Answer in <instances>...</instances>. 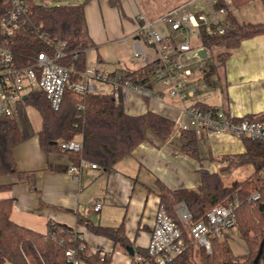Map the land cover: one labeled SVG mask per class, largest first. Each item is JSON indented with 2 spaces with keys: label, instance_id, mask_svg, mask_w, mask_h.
Listing matches in <instances>:
<instances>
[{
  "label": "trees",
  "instance_id": "trees-1",
  "mask_svg": "<svg viewBox=\"0 0 264 264\" xmlns=\"http://www.w3.org/2000/svg\"><path fill=\"white\" fill-rule=\"evenodd\" d=\"M251 0H233L234 7L241 6ZM264 5V0H260ZM87 0L58 4H41L34 0L27 2V21L16 32L12 50L18 64H29L39 52H50L53 45L64 43L59 48L63 55L58 62L72 69L71 80L81 78L80 72L86 65V50L94 47L84 16V5ZM123 15L120 0H109ZM7 0H0V14L7 8ZM223 33L209 32L205 26L199 27L201 44L208 49L213 59L218 56L214 49H224L239 43L242 39L264 33L263 22L238 21L233 12L226 20ZM47 41L53 42V45ZM212 65V64H211ZM210 65V66H211ZM152 62L138 69L122 73V77L131 76L136 84H146L149 80V70ZM32 106L40 114L42 124L37 132L38 142L45 152L59 151L58 142L78 136L82 142L80 151L72 153L73 164L80 159L90 161L103 171H109L114 164L128 156L131 151L151 133L160 141H167L174 131L173 121L164 115L147 110L141 114H130L123 108L121 102H116L112 92L90 91L77 93L66 89L58 109H53L44 93L39 89L27 92L24 101L20 103L17 113L13 116L0 117V175L16 174L17 180L26 182L31 188L35 186V176L32 171L17 170L13 157V148L29 137L32 132L25 116V107ZM202 108H213L198 104ZM264 120L261 115L244 116V118ZM180 137L184 139L182 151L198 158V136L189 130H182ZM245 147L240 154H227L220 157L231 169L250 165L253 173L244 181L233 180L224 183L220 174L200 168L199 185L196 189L169 190L161 183L160 203L167 212L180 224L186 242L184 250L167 264H198L194 261L187 230H184L176 214L173 203L184 201L190 213L189 224L205 221L208 210L236 196L239 205L235 211V224L240 227V235L248 246L249 252L244 260H237L230 251L228 244L219 236L210 238V252L205 248L198 249L199 264H252L259 242L264 236V187L258 172L264 166V142L248 137L241 138ZM68 168V167H67ZM11 183L0 184V190L11 187ZM257 190L259 197L248 201L251 192ZM12 199H0V264H71L67 261L64 250L77 248L83 241L74 240L76 232L65 224L48 221L47 232L42 234L13 222L10 218ZM92 233L105 236L115 244L126 248L123 224L117 226H102L78 217ZM234 224V225H235ZM85 243V242H84ZM86 245V244H85ZM256 253L253 255V248ZM87 245L80 251L81 257L89 264H109L110 256L97 252L88 254ZM204 248V249H203ZM147 257L146 249L137 250ZM264 258V246L259 259Z\"/></svg>",
  "mask_w": 264,
  "mask_h": 264
},
{
  "label": "crops",
  "instance_id": "crops-1",
  "mask_svg": "<svg viewBox=\"0 0 264 264\" xmlns=\"http://www.w3.org/2000/svg\"><path fill=\"white\" fill-rule=\"evenodd\" d=\"M184 1H176L166 11ZM255 2L260 5H253ZM120 3L123 15L109 4V0H87L84 5L88 33L95 43L86 50V63L97 62L115 73L133 71L145 64L134 68L124 63V49L118 44L130 38L137 39V14L142 11L135 0H120ZM246 5H251L245 10L246 17L238 13L240 6L234 7L233 15L238 21H264V5L260 0H251L241 6ZM213 52L218 53L213 60L207 58L192 65L194 70L201 69L203 78L193 82L196 91L184 103L215 106L236 116L264 117V33ZM145 86L159 98L130 92L123 101L125 111L141 114L151 110L173 121L182 102L167 97L154 80L147 81ZM34 110L38 119L25 113L32 134L14 146L13 157L17 170L34 172L35 186L31 188L26 182L18 181L14 173L0 175V184H12L0 190V199H12L9 218L42 234L47 232L48 221L65 224L82 236L89 249L109 254V264H132L137 250L146 249L155 212L161 204L158 183L169 190L196 189L200 168L216 172L223 178L229 168L220 157L245 150L241 138L203 133L197 140L198 158H194L182 151L184 139L180 136L173 133L162 142L149 133L146 140L109 171L87 165L75 178L67 168L73 164L72 153L41 149L37 132L42 119ZM96 203L100 206L94 210ZM181 206L186 207L182 200L173 203L176 215ZM78 217L102 226L123 224L133 254L109 238L89 231L78 222ZM82 263L89 264L83 258Z\"/></svg>",
  "mask_w": 264,
  "mask_h": 264
},
{
  "label": "built area",
  "instance_id": "built-area-1",
  "mask_svg": "<svg viewBox=\"0 0 264 264\" xmlns=\"http://www.w3.org/2000/svg\"><path fill=\"white\" fill-rule=\"evenodd\" d=\"M29 0H7V8L0 14V117L13 116L18 106L24 101L28 91L41 90L53 109L60 106L64 91L72 89L77 93L103 91L108 87L116 102L123 101L130 92L143 97L159 98V95L148 89L145 84H136L131 76L122 77V73L112 72L97 62L86 63L81 78L71 80L72 69L58 62L63 53L59 48L64 43L47 41L54 47L50 52H39L29 64H18L12 50L16 32L27 21V2ZM41 4H54L52 0H34ZM233 0H186L172 6L163 14L164 29L158 28L155 20H148L142 12L137 14V39L133 42L134 55L145 57L141 39L152 48V62L149 80H154L167 87L169 96L182 102L179 113L173 118V133L180 136L182 130L193 131L198 137L208 135H232L238 138L248 137L264 142V120L236 116L230 111L218 108H202L184 101L193 96L197 86L193 83L203 78L201 69L194 70L192 65L210 58L211 52L201 44L199 27L205 26L209 32L223 33L225 20L233 12ZM204 49L203 55L199 50ZM149 53V52H148ZM148 80V81H149ZM264 118V117H263ZM59 150L80 151L82 142L78 136L60 140ZM89 165L97 167L93 162L80 159L72 164L68 171L77 178L81 169ZM261 185L264 187V166L260 170ZM259 197L257 190L250 193L248 201ZM239 205L236 196L208 210L205 221L189 224L190 213L185 206L177 211V219L187 224V233L195 244L210 250V238L219 236L226 228L235 224V211ZM100 204L93 208L97 210ZM74 240L83 241L76 233ZM81 242L77 248L69 247L64 255L71 264H83L80 251L85 248ZM186 247L180 224L167 212L163 204H159L149 240L146 245L147 257L141 253L133 256L132 264H167L178 256ZM87 253L97 252L103 256L104 250L87 248ZM257 264H264V258Z\"/></svg>",
  "mask_w": 264,
  "mask_h": 264
},
{
  "label": "rangeland",
  "instance_id": "rangeland-1",
  "mask_svg": "<svg viewBox=\"0 0 264 264\" xmlns=\"http://www.w3.org/2000/svg\"><path fill=\"white\" fill-rule=\"evenodd\" d=\"M54 4H58V3H66L68 1L70 2H79L82 0H52ZM136 4L138 6V8L144 13V15L149 19H157V27L158 28H164V20H163V14L166 11V9L168 7H170L171 5H173L174 3H177L176 1L178 0H135ZM256 4L257 6L260 5L259 2H255L253 3V5ZM252 5V6H253ZM251 6V5H249ZM248 5L246 6H240L239 12L238 13H242V16H245V10L247 8H249ZM135 40H133L132 38L128 39L127 41L124 40L121 43H119L118 45L121 46V48L123 47L124 51H123V58L125 59L126 65L137 68L141 65H143L147 60H152L153 59V55L152 53V48L150 46H148L142 39H141V43H142V47L143 50L149 51V53H145L144 56L146 57L147 60H145V57H137L134 55V49L132 47V44ZM209 60H213L212 57H210ZM160 89H162V91L164 92V94L172 99V96H169L168 94V89L167 87H164L163 85L159 84ZM108 87H105V89H107ZM34 107H30L27 106L25 108V113L27 114V116L32 117L31 115L33 114V116H35L36 119H38V115L35 112V108ZM229 168V167H228ZM228 173L226 175L223 176L222 180L224 181V183L229 184L231 181L233 180H238V181H244L245 179H247L252 173H253V169L250 165H245V166H239L237 168L231 169L229 168ZM258 175L260 176V171L258 172ZM174 214H176L175 212H173ZM187 224L183 225L184 230H187ZM240 227L239 225L236 223L234 226L226 228L222 231V233L219 235V239L220 240H224L229 248L231 253L233 254V256L239 260L242 261L244 260V257L247 255V253L249 252L248 246L245 243V241L242 239L241 235H240ZM192 247H193V251H192V255L194 258V261L196 263L199 264V258H198V249L201 248L199 247V245H197V243L195 244L193 241H190ZM204 249V248H203ZM211 249V247H210ZM206 252H210L207 251L205 249ZM253 255L256 253V247L253 248L252 250Z\"/></svg>",
  "mask_w": 264,
  "mask_h": 264
},
{
  "label": "water",
  "instance_id": "water-1",
  "mask_svg": "<svg viewBox=\"0 0 264 264\" xmlns=\"http://www.w3.org/2000/svg\"><path fill=\"white\" fill-rule=\"evenodd\" d=\"M200 55H203L204 53V49H201L198 51ZM263 246H264V236L261 238L260 242H259V246H258V250L257 253L255 255V257L252 260V264H257L260 258V255L262 253L263 250ZM126 249L129 251L130 254H133V250L130 246H127Z\"/></svg>",
  "mask_w": 264,
  "mask_h": 264
}]
</instances>
